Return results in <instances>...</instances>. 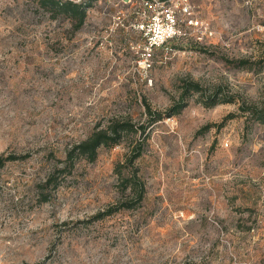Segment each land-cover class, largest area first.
Listing matches in <instances>:
<instances>
[{
  "label": "rangeland",
  "instance_id": "374dc122",
  "mask_svg": "<svg viewBox=\"0 0 264 264\" xmlns=\"http://www.w3.org/2000/svg\"><path fill=\"white\" fill-rule=\"evenodd\" d=\"M191 3L203 26L182 15L185 34L149 47L141 0H97L78 30L39 0H0V153L26 156L0 167V264H264V123L241 108L264 100V0ZM185 79L235 101L195 93L148 128L133 165L141 131L40 185L71 143L114 118L146 122L143 97L165 110ZM136 167L142 201L97 217L133 196Z\"/></svg>",
  "mask_w": 264,
  "mask_h": 264
},
{
  "label": "trees",
  "instance_id": "16d2710c",
  "mask_svg": "<svg viewBox=\"0 0 264 264\" xmlns=\"http://www.w3.org/2000/svg\"><path fill=\"white\" fill-rule=\"evenodd\" d=\"M97 0H39L40 4L53 15H63L70 18L73 21L75 30L80 29L86 21L88 15V8L92 6ZM170 42V41H169ZM264 57V50H263ZM262 60H252L250 58H236L232 62L235 66L240 68L253 69L254 64L261 62ZM199 93L200 101L208 107L214 106L221 102L235 101V95L224 94L221 89H216L213 92L206 93L203 85L196 80L185 79L181 84V90L179 97L165 110L153 109L146 97H143L142 104L145 107V113L148 115L146 122H134L129 117H121L112 119L106 126L97 125L86 137L79 139L71 143L65 150L64 157L58 158L52 168L46 174V177L41 181V186L51 185L53 188L58 187L65 175L72 172L80 159H87L94 161L98 157L99 148L102 146H114L120 143L123 138L130 134L141 131L144 134V138L139 140L135 145V151L128 157V162L134 164L135 160L143 153L144 142L148 136L146 131L154 123L164 119L177 115L188 105L189 98ZM243 111L249 112L253 120L260 123H264V100L259 104H241ZM235 114L230 113L227 118L233 117ZM212 124H207L205 129ZM25 155L14 153H0V167L4 166L8 161L24 158ZM56 157V156H55ZM127 187H130L133 192V196L120 201L108 207L106 210L99 212L97 217H102L114 213L121 208H133L139 204L144 198L146 188L141 182L138 175V168L136 167L134 172L125 178ZM50 197L49 191L41 190L40 201H47ZM185 264H204L195 262H186Z\"/></svg>",
  "mask_w": 264,
  "mask_h": 264
},
{
  "label": "built area",
  "instance_id": "2783aa9c",
  "mask_svg": "<svg viewBox=\"0 0 264 264\" xmlns=\"http://www.w3.org/2000/svg\"><path fill=\"white\" fill-rule=\"evenodd\" d=\"M144 12L151 11L152 25L147 36L149 47H168L170 40L179 38L185 34L181 26L182 15L187 18L191 25L202 27V22L195 18L192 10L191 0H141ZM146 28V23H141ZM204 32L208 35L213 31L204 26Z\"/></svg>",
  "mask_w": 264,
  "mask_h": 264
}]
</instances>
